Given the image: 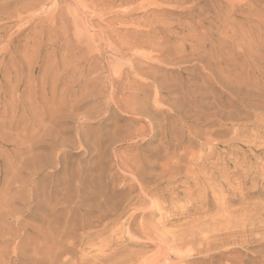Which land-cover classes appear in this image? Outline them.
I'll return each instance as SVG.
<instances>
[{
    "label": "rangeland",
    "instance_id": "obj_1",
    "mask_svg": "<svg viewBox=\"0 0 264 264\" xmlns=\"http://www.w3.org/2000/svg\"><path fill=\"white\" fill-rule=\"evenodd\" d=\"M0 264H264V0H0Z\"/></svg>",
    "mask_w": 264,
    "mask_h": 264
},
{
    "label": "bare ground",
    "instance_id": "obj_2",
    "mask_svg": "<svg viewBox=\"0 0 264 264\" xmlns=\"http://www.w3.org/2000/svg\"><path fill=\"white\" fill-rule=\"evenodd\" d=\"M257 60V59H256ZM111 94V93H110ZM155 100H156V98H155ZM138 119V118H137ZM128 170V169H127ZM143 191V190H142ZM81 236V235H80ZM70 240V239H69Z\"/></svg>",
    "mask_w": 264,
    "mask_h": 264
}]
</instances>
